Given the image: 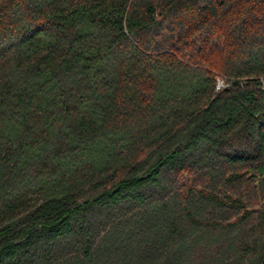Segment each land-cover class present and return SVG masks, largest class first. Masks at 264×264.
Returning <instances> with one entry per match:
<instances>
[{
	"label": "trees",
	"instance_id": "obj_1",
	"mask_svg": "<svg viewBox=\"0 0 264 264\" xmlns=\"http://www.w3.org/2000/svg\"><path fill=\"white\" fill-rule=\"evenodd\" d=\"M0 264H264V0H0Z\"/></svg>",
	"mask_w": 264,
	"mask_h": 264
},
{
	"label": "built area",
	"instance_id": "obj_2",
	"mask_svg": "<svg viewBox=\"0 0 264 264\" xmlns=\"http://www.w3.org/2000/svg\"><path fill=\"white\" fill-rule=\"evenodd\" d=\"M222 86H223V82L220 81V80H218L217 85H216V88L217 89H220Z\"/></svg>",
	"mask_w": 264,
	"mask_h": 264
}]
</instances>
